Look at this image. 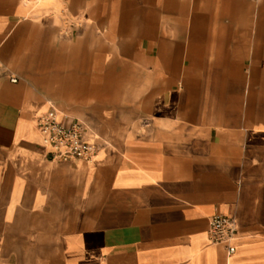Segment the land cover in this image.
Masks as SVG:
<instances>
[{"label":"crops","instance_id":"0c3cea01","mask_svg":"<svg viewBox=\"0 0 264 264\" xmlns=\"http://www.w3.org/2000/svg\"><path fill=\"white\" fill-rule=\"evenodd\" d=\"M0 65V264H264V0H0Z\"/></svg>","mask_w":264,"mask_h":264},{"label":"built area","instance_id":"2783aa9c","mask_svg":"<svg viewBox=\"0 0 264 264\" xmlns=\"http://www.w3.org/2000/svg\"><path fill=\"white\" fill-rule=\"evenodd\" d=\"M3 66L0 65V73ZM11 82L16 83V77L9 73ZM38 128L43 146L48 149V159L54 162L93 160L99 150L97 145L85 138L86 127L83 122L60 113L51 108L38 119ZM238 234L236 222L233 218L217 214L209 222V241L212 244H227L229 253L235 252L232 242Z\"/></svg>","mask_w":264,"mask_h":264}]
</instances>
